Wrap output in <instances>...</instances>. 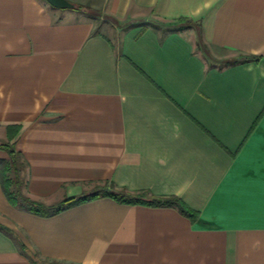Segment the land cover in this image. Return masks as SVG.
Masks as SVG:
<instances>
[{"label": "crops", "instance_id": "1", "mask_svg": "<svg viewBox=\"0 0 264 264\" xmlns=\"http://www.w3.org/2000/svg\"><path fill=\"white\" fill-rule=\"evenodd\" d=\"M70 1L0 0V158L46 204L113 182L199 216L110 196L40 215L0 181V264H264V0Z\"/></svg>", "mask_w": 264, "mask_h": 264}, {"label": "trees", "instance_id": "2", "mask_svg": "<svg viewBox=\"0 0 264 264\" xmlns=\"http://www.w3.org/2000/svg\"><path fill=\"white\" fill-rule=\"evenodd\" d=\"M82 9L80 5L75 6ZM182 20V19H181ZM180 21V19L178 20ZM237 61V60H234ZM227 61L226 63H230ZM4 148L8 152L7 158H0V181L3 190L9 201L22 209L40 215H52L70 206L97 198L110 196L119 202L131 204H145L152 206H175L184 215L195 221L199 216V211L190 207L184 200L175 195H157L149 190L129 191L125 188H118L113 182L95 184L91 189H86L78 194L67 196L54 204H46L40 200L32 198L25 192L24 169L27 162L22 154L15 150L12 145L5 144ZM33 264H66L58 261L42 260L32 255Z\"/></svg>", "mask_w": 264, "mask_h": 264}, {"label": "water", "instance_id": "3", "mask_svg": "<svg viewBox=\"0 0 264 264\" xmlns=\"http://www.w3.org/2000/svg\"><path fill=\"white\" fill-rule=\"evenodd\" d=\"M49 4L56 8H74L75 4L70 0H47Z\"/></svg>", "mask_w": 264, "mask_h": 264}, {"label": "rangeland", "instance_id": "4", "mask_svg": "<svg viewBox=\"0 0 264 264\" xmlns=\"http://www.w3.org/2000/svg\"><path fill=\"white\" fill-rule=\"evenodd\" d=\"M100 20H102V19H99V22H100ZM103 22H107V23H109V21H107V20H102ZM92 187H89L88 189H91Z\"/></svg>", "mask_w": 264, "mask_h": 264}]
</instances>
